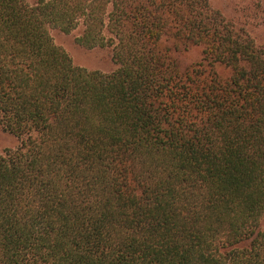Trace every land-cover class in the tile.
<instances>
[{"label": "trees", "instance_id": "1", "mask_svg": "<svg viewBox=\"0 0 264 264\" xmlns=\"http://www.w3.org/2000/svg\"><path fill=\"white\" fill-rule=\"evenodd\" d=\"M0 128V264H264V43L209 0H0Z\"/></svg>", "mask_w": 264, "mask_h": 264}, {"label": "rangeland", "instance_id": "2", "mask_svg": "<svg viewBox=\"0 0 264 264\" xmlns=\"http://www.w3.org/2000/svg\"><path fill=\"white\" fill-rule=\"evenodd\" d=\"M34 3L37 0H27ZM214 9L219 10L228 20H231L237 27L243 25L257 39L258 43H264V0H209ZM259 5V6H258ZM79 31L64 34L52 30L51 35L54 42L61 46L73 59L76 65L89 70L111 72L115 69L108 50L93 49L85 50L74 42ZM20 141L2 131L0 128V154L5 150L15 149Z\"/></svg>", "mask_w": 264, "mask_h": 264}]
</instances>
